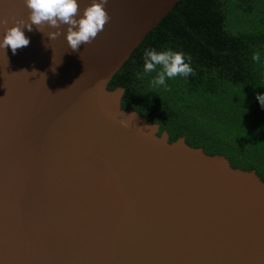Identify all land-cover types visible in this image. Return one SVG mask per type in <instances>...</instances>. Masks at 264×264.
<instances>
[{"label":"water","instance_id":"95a60500","mask_svg":"<svg viewBox=\"0 0 264 264\" xmlns=\"http://www.w3.org/2000/svg\"><path fill=\"white\" fill-rule=\"evenodd\" d=\"M179 1L108 0L78 51L66 25L0 49V264H264L258 174L170 142L109 89ZM28 14L0 0V35Z\"/></svg>","mask_w":264,"mask_h":264},{"label":"trees","instance_id":"16d2710c","mask_svg":"<svg viewBox=\"0 0 264 264\" xmlns=\"http://www.w3.org/2000/svg\"><path fill=\"white\" fill-rule=\"evenodd\" d=\"M147 48L182 52L193 74L152 88L156 73L142 72ZM119 87L122 107L160 125L170 142L185 138L264 182V108L256 99L264 94V0H180L114 75L109 89Z\"/></svg>","mask_w":264,"mask_h":264},{"label":"clouds","instance_id":"9594fccd","mask_svg":"<svg viewBox=\"0 0 264 264\" xmlns=\"http://www.w3.org/2000/svg\"><path fill=\"white\" fill-rule=\"evenodd\" d=\"M29 9L27 21H21L11 27H7L3 35H0V49L10 48L15 54L17 49L25 47L30 40L24 35V30H36L43 33L42 29L47 26L56 31H49L47 38L55 39L61 33L62 26H67L65 39L72 51H78L82 44L90 43L97 34L103 30L110 17L105 6L108 0H92L83 9L79 10L78 0H24ZM5 22L0 21V24ZM259 53L252 55L253 62H260ZM55 71V68H53ZM143 75L155 72L156 75L149 81L152 88L163 87L167 89V80L177 77H188L193 74L190 58L182 52L156 51L152 48L145 49L143 53ZM141 73H137L138 79H143ZM256 99L264 108V94H257ZM135 113L128 115L133 116ZM127 126L125 121L120 122Z\"/></svg>","mask_w":264,"mask_h":264}]
</instances>
